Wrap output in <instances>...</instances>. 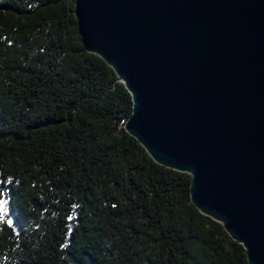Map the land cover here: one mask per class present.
<instances>
[{"label": "trees", "instance_id": "16d2710c", "mask_svg": "<svg viewBox=\"0 0 264 264\" xmlns=\"http://www.w3.org/2000/svg\"><path fill=\"white\" fill-rule=\"evenodd\" d=\"M131 110L74 0H0V264H248Z\"/></svg>", "mask_w": 264, "mask_h": 264}, {"label": "water", "instance_id": "95a60500", "mask_svg": "<svg viewBox=\"0 0 264 264\" xmlns=\"http://www.w3.org/2000/svg\"><path fill=\"white\" fill-rule=\"evenodd\" d=\"M74 15L130 93L125 130L264 264V0H74Z\"/></svg>", "mask_w": 264, "mask_h": 264}]
</instances>
